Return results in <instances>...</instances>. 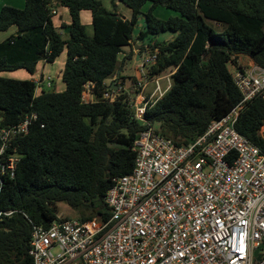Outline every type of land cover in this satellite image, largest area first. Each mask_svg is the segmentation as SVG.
<instances>
[{
  "label": "trees",
  "instance_id": "16d2710c",
  "mask_svg": "<svg viewBox=\"0 0 264 264\" xmlns=\"http://www.w3.org/2000/svg\"><path fill=\"white\" fill-rule=\"evenodd\" d=\"M24 1L23 8L0 9V31L17 28L0 42V73L24 69L32 75L39 61L52 63L65 51V88L41 87L36 93L32 79L0 75L4 121L17 123L36 114L28 134L16 142L14 176L2 181L0 210L14 212L0 219V264H31L32 225L47 227L58 218L59 202L77 210L81 220L106 221L110 213L104 196L113 178L131 172L138 132L155 124L156 131L176 144L192 141L241 100L227 63L247 55L264 67V0H119L132 10L130 19L107 10L99 0ZM148 1L151 6L136 37L164 31L176 35L151 47L156 61L145 67L146 78L168 69L173 73L166 92L145 108L144 123L134 117L126 92L113 101L100 97L111 91L105 80L116 74L118 54L130 44ZM158 5L179 15L158 18L152 13ZM58 6L68 9L70 22L56 27L52 10ZM81 10L91 11V35L81 22ZM207 20L222 29L215 30ZM63 28L66 37L60 33ZM87 83L93 85L94 101L81 98ZM263 125L264 101L256 97L241 109L235 128L264 152Z\"/></svg>",
  "mask_w": 264,
  "mask_h": 264
},
{
  "label": "built area",
  "instance_id": "2783aa9c",
  "mask_svg": "<svg viewBox=\"0 0 264 264\" xmlns=\"http://www.w3.org/2000/svg\"><path fill=\"white\" fill-rule=\"evenodd\" d=\"M155 61L153 53L139 62L129 101L144 123L145 108L162 97L173 73L147 79L143 68ZM231 64L240 102L186 144L153 125L138 132L131 172L113 178L104 196L109 218L58 216L47 227L32 225L31 264H264V247L259 258L254 254L264 244V152L235 128L241 109L256 97L264 101V67ZM32 80L35 91L52 86L49 75ZM92 87L84 85V102L96 99ZM119 93L111 89L100 98L113 101ZM34 119L31 113L9 123L0 115V192L3 179L15 174L16 142ZM259 133L264 137V125ZM13 212L0 210V219Z\"/></svg>",
  "mask_w": 264,
  "mask_h": 264
},
{
  "label": "crops",
  "instance_id": "0c3cea01",
  "mask_svg": "<svg viewBox=\"0 0 264 264\" xmlns=\"http://www.w3.org/2000/svg\"><path fill=\"white\" fill-rule=\"evenodd\" d=\"M99 1L103 4V6L107 10L116 12L118 15H120V17L122 19H130V17L132 16V10L129 7H127L125 4L120 2L119 0H99ZM4 5H9V6H13L16 8H23L25 6V1L24 0H0V9ZM150 6H151V2L150 1L146 2L141 9L142 14H140V15H143V13L147 12V10L150 8ZM54 11H55V13L52 16V21H53L54 26L58 27L61 23L68 24L70 22V16L68 13V9L66 7L58 6L57 8H54ZM152 13L156 17L161 18V19H166L170 16L179 15L178 12H176L170 8L161 6V5L154 7L152 10ZM80 18H81V22L85 26L91 25L92 15H91L90 10H81L80 11ZM139 19H140V17H139ZM139 19H138V21H139ZM143 25H144V23H142L138 29H136L137 24L135 25L132 39L129 41L130 44L124 46L122 48V51L118 54L116 74L105 80V83L107 85H111L112 82L115 80L116 84L118 85V88H117L118 92H121V93L123 91L126 92L127 89L132 87V85H133L132 81L133 80L135 81V79L140 77L141 73L139 70V62L144 58V55L146 53L149 52L151 55L150 50H151L152 46L159 45L160 43L168 42V41L172 40L174 38V36L176 35V32L164 31V32L157 33L155 35H149V36H151L150 40H149V36L148 37L146 36L144 38L139 39L138 37H136V35L141 30H143ZM16 30H17L16 26H11L7 30L0 31V42L3 41L4 39H6L11 34L16 33ZM66 32L67 31L64 28L60 31V33L63 36L66 35ZM155 50H156V48H155ZM62 53H65V51ZM59 56H61V54ZM237 60L241 61L242 63L253 62L252 59L250 57H248L247 55H239ZM64 61H65V58H64L63 62ZM42 62L43 61H39L37 64V67ZM42 64L43 65L41 67V71L37 72V67H36V72L32 75L30 74L31 78H29V79H33L34 77H37L39 74H44L42 71L44 70L45 66H44V63H42ZM130 70H133V72L130 73ZM143 71L145 73V67L143 68ZM8 72H13V71H8ZM169 72H171V69H168L167 73H169ZM0 75L6 76L4 74V72H1ZM6 77H9V76H6ZM10 77H12V76H10ZM126 80L130 81L128 86H126ZM62 87H63L62 88V90H63L65 88V84L62 85ZM62 90H60V91H62ZM113 90H115V89H113ZM127 98H128V96H127Z\"/></svg>",
  "mask_w": 264,
  "mask_h": 264
},
{
  "label": "rangeland",
  "instance_id": "374dc122",
  "mask_svg": "<svg viewBox=\"0 0 264 264\" xmlns=\"http://www.w3.org/2000/svg\"><path fill=\"white\" fill-rule=\"evenodd\" d=\"M139 17H140V19H139ZM138 19H139V21H138ZM138 19H137L136 29H138L140 27V25L142 23H144L145 17L143 15H139L138 16ZM207 22L215 30H221L222 29V26L219 25L218 23H215L214 21L207 20ZM85 27H86L87 33L89 35H91V33H92V27H91V25L85 26ZM64 37H66V36H64ZM148 56H150V53L149 52L144 55V58L145 57H148ZM64 58H65V53H61V56L57 57L52 63L42 62V63H44V66H45V68H44V70L42 72L45 75H49L51 77L52 82H53L51 87H47L44 84L42 86L44 90H54V91H60V90H62V88H63L62 85H64V84H63V82L61 80V70L63 69V64H64L63 60H64ZM42 63H40L38 65L37 72H40L41 71V67L43 65ZM236 63L243 64L239 60H237ZM227 68H228L229 72H231L233 70L232 64L230 62L227 63ZM132 72H133V70H130V73H132ZM167 72H168V70L164 71L162 74H167ZM4 74L6 76H9L8 78H15V79H29V78H31V75L26 70H23V69H19V70L13 71V72L5 71ZM1 76H3V75H1ZM6 76H3V77H6ZM10 76H12V77H10ZM169 81L171 83V77H169ZM132 82H133L132 87L129 88V89H127V91H126L127 96H128V100L130 102H132L133 99L136 96V89L134 87V80ZM159 82H160V84L163 87H165L167 85V81H166L165 78L160 79ZM129 83H130V81L129 80H126V86H128ZM153 87H154V84L153 83H150L148 85V88L149 89H152ZM35 92L37 93L38 91L36 90ZM154 126H155V124H154ZM57 208H58V216H60V217H63V218H66V217L67 218H78V212H77V210L72 209L70 206H68L64 202L57 203Z\"/></svg>",
  "mask_w": 264,
  "mask_h": 264
},
{
  "label": "water",
  "instance_id": "95a60500",
  "mask_svg": "<svg viewBox=\"0 0 264 264\" xmlns=\"http://www.w3.org/2000/svg\"><path fill=\"white\" fill-rule=\"evenodd\" d=\"M118 72H119V71H118ZM109 88H110V89H115V90L118 88V85L116 84V81H115V80L112 82L111 85H109ZM260 247H264V244H261V245L255 250V252H254L255 255H257V252H258V250H259ZM257 258H259L258 255H257Z\"/></svg>",
  "mask_w": 264,
  "mask_h": 264
}]
</instances>
